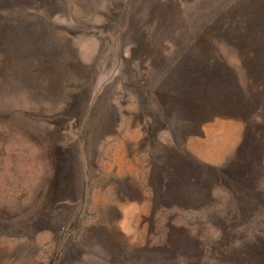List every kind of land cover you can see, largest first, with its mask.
<instances>
[{"label": "rangeland", "instance_id": "rangeland-1", "mask_svg": "<svg viewBox=\"0 0 264 264\" xmlns=\"http://www.w3.org/2000/svg\"><path fill=\"white\" fill-rule=\"evenodd\" d=\"M0 264H264V0H0Z\"/></svg>", "mask_w": 264, "mask_h": 264}, {"label": "crops", "instance_id": "crops-1", "mask_svg": "<svg viewBox=\"0 0 264 264\" xmlns=\"http://www.w3.org/2000/svg\"><path fill=\"white\" fill-rule=\"evenodd\" d=\"M140 29V25L136 26V29ZM144 29L138 32V35L132 41V43H128L126 41H122L121 36H116V40L114 42V49L116 50V59L120 60L123 64L135 65L138 64L140 59H147L150 61L154 56L157 55L155 50L160 49L168 43L166 38L165 43L161 45L164 38L160 33L155 37H145ZM128 47H127V46ZM127 47L128 50L123 53L122 49ZM123 91L132 92V89L126 88L123 86ZM108 119L111 118V114L107 115ZM140 109L139 105L132 107L131 114H127L123 116L121 119V132L115 135L114 128L110 125L101 129V141L106 138H113V136H117L116 150L114 151V156L111 158L116 165L118 172H121L122 175L127 173L132 176H136L137 171L141 167L140 161L149 158L151 160V153L141 152L140 148V135L139 129L134 125L136 122H140ZM131 120V126L129 127L128 121ZM132 130L131 132H129ZM118 131V130H117ZM114 136V137H115ZM110 139V140H111ZM104 140L101 142L103 143ZM107 154V152H106ZM84 158L86 159L85 153H83ZM151 169V167H150Z\"/></svg>", "mask_w": 264, "mask_h": 264}]
</instances>
